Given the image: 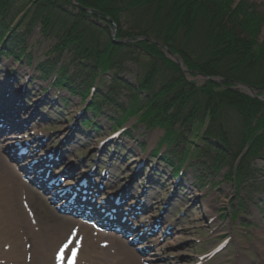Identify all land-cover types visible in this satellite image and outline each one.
<instances>
[{"label": "rangeland", "instance_id": "374dc122", "mask_svg": "<svg viewBox=\"0 0 264 264\" xmlns=\"http://www.w3.org/2000/svg\"><path fill=\"white\" fill-rule=\"evenodd\" d=\"M23 1L25 2V0ZM140 1L150 6L149 11L152 6H158V11H160L166 0ZM15 2L20 7L22 1L15 0ZM114 2L121 3L120 0H114ZM188 2L191 4L190 10L182 11L181 9L184 8L179 9L178 5L176 6L178 10L173 8L178 17H170L173 13L168 15L169 11L166 10L164 12L168 16L166 18L158 21V17L155 18V14H152L147 16L146 21H143L144 26L153 24L152 26L159 27L156 29L159 33L170 25L171 28L167 32L169 40L165 42L167 45L165 43L160 44V41L154 39L152 35L147 36L140 33L139 36H134V39L127 37L128 41L140 45L135 46L136 55L142 53L147 55L148 58L143 59L141 56L142 59L139 60L138 64L129 63L128 71L127 73L125 71L123 76L131 81V84L137 83L136 74L141 70V65H148V62L160 58L161 61H172V59L161 56L158 46L168 48L170 53L175 55L170 49L171 43H169L177 30L173 22L184 24L189 17L192 16L193 18L194 15H200L204 11V20H207V13L210 11L215 13L212 14L213 18L222 17L223 24L220 23L219 26L228 27L229 35L237 36L240 42L250 38L252 41L256 39L259 44L264 46V0H188ZM227 9L232 13L226 11ZM123 14H119V17H115V19L111 15L106 16L113 22L115 26L113 28L118 32L129 24L127 21L124 22L125 15L123 16ZM192 18L188 20L190 26L193 24ZM221 19L218 21H221ZM212 20L209 19V21ZM180 24L178 25L179 28L181 27ZM250 26L254 29H250ZM108 28L110 29V27ZM133 29L132 27L130 30ZM249 29L253 32L251 33ZM95 33H99L98 30L92 29L87 34L95 35ZM118 42L120 41L117 39L116 44H122ZM209 43L208 40L206 43L204 42L203 46L198 45V50L195 53L192 51V57L190 56V58L194 57L200 60L206 58L205 53L208 50L206 45H209ZM53 44V41L44 40L39 30H36L31 48L33 61L27 59L18 62L15 59L0 56V88L3 86L0 90V94H2L0 103L4 106L7 105L9 108L11 106L13 108L15 105H19L18 108H24V111L22 109L16 110L20 114V120L17 122L29 123L23 129L37 126V128L49 134L51 142L46 147L48 152L52 148L62 147L64 156L71 163L78 164V167H76L78 176L81 173H87L92 168H96L97 177L98 174L103 173L102 171L108 172L111 181L109 186L104 189L106 197L111 195L118 197L126 190L131 198L128 201L129 208L132 205L137 206L141 201L146 203L144 216L152 218V215H159L166 211L169 220H173L176 224L175 230L162 243V249L164 250H162V253L164 252L162 258L169 259V263L200 264L199 258L201 255H208L219 245L228 241L226 249L221 254L214 260L204 261L202 264H239L238 262L241 260L246 264H264V201L262 203H259V201L246 203L243 210L238 211L236 219L232 220L231 218V210L233 208L238 210L239 206H242L240 197L237 200L235 199L236 191L240 192L242 188L236 190V185H239L241 176H245L244 168L246 165L249 166L259 156L257 148L259 136L264 131L262 126L264 109H262L261 114L243 118L239 127L242 134L243 131L253 133V130H255V134L253 140H249L244 146L237 148L233 145L237 150H234L231 146L234 144L231 140H227L226 143L224 141L218 143L210 139L214 146L209 141L201 142V134L195 133L194 138L191 137L189 140L190 146L201 148V145H203L205 147L206 155L201 157L205 163L203 164L202 161L201 164L196 162L195 168L186 164L187 169L186 167L183 168L184 175L179 179L174 169L178 159L174 162L166 159L168 155L165 152V147L161 149V153L157 156L155 154L156 150H153L164 134V131L160 129L135 126V120H132L127 124L130 131L129 136L123 135L115 140L116 146L112 145L113 149L100 145L114 131L112 121L114 110L109 105L103 106L102 113L88 110L87 102L83 100L82 91L72 93L66 88L57 89L52 86L51 80L44 79L48 75L40 76L36 71V65L44 59L46 52L54 46ZM145 44L148 45V50L142 47ZM257 50L255 53H257ZM128 53L132 56L131 50ZM240 57L244 59L238 61L239 63L228 61L230 70L236 71L243 68L245 64L241 62L245 59L254 61L253 54L248 57L242 54ZM129 60L130 56L126 58L127 63ZM233 64L234 66H232ZM254 66V64H248L246 69H251ZM193 78L195 79L192 80V83L199 87L196 99L200 98L201 101L209 99V105L211 98L207 99L202 90L200 91L201 88H205L208 82L197 76H193ZM216 78L221 79L217 76ZM110 85L111 82L103 86L101 91L110 92ZM220 87L215 88V90L218 92L227 91L231 99H234V95L237 98L240 97L238 95H243L264 103V85L254 86L246 82L231 80L227 89L225 86ZM7 95L11 99L6 100L5 96ZM14 109H17V107H14ZM31 116L37 117L35 118L36 123L28 121ZM4 117L10 119L9 115ZM87 122L93 123V127H87L85 125ZM249 123L250 125L247 128ZM250 126L254 129H250ZM259 128L263 131H257ZM226 137H228V134ZM46 145L47 143L44 144V146ZM238 149L241 151H238ZM194 160L197 161L198 157H195ZM141 164L143 166L139 169ZM253 164L258 165L260 169H264V159H256ZM0 170V178L4 174L3 177L8 179L11 184L19 187L21 181L17 180L13 172L7 170V168ZM261 179H264V175ZM21 185L23 187V184ZM35 200L38 203V208L33 207L38 217L39 214L44 215L54 222L49 214L51 212L47 211L44 206V203H47L44 198L36 193ZM17 209H22L20 198L13 211L15 212ZM55 218L54 220L57 221V218ZM21 228L23 229V227ZM161 237H164V234L158 233L156 235V238ZM32 245L34 248L33 242ZM31 253H33V250H31Z\"/></svg>", "mask_w": 264, "mask_h": 264}, {"label": "trees", "instance_id": "16d2710c", "mask_svg": "<svg viewBox=\"0 0 264 264\" xmlns=\"http://www.w3.org/2000/svg\"><path fill=\"white\" fill-rule=\"evenodd\" d=\"M26 1L32 2L34 0ZM36 2V8L31 11L32 13H29L30 27L41 23L42 30L46 34L54 31L59 36L64 35L65 45L76 49L78 54L83 57V60H88L89 57H93L100 65H104L109 69L116 67L117 70H122L123 62L129 56L132 61L139 62L140 56L145 55L142 53L136 55L134 51L136 49L135 45L129 46L130 48L113 45L110 40L111 33L109 30L104 32L109 39L104 34L95 33V35H88L87 33L90 31H88L89 29L87 27L81 28L74 22L67 20H73L68 12L72 4L70 0H37ZM78 2L86 8L103 13L105 16L99 15V17L95 16V18L104 20L108 24L109 21L106 19V16L111 15L115 19V17H119V14L124 13V22L127 21L129 24L119 30L118 38L139 36L142 33L147 36L152 35L154 39L156 38L161 43L169 40L167 32L171 26L168 25L164 28V31L159 33L156 30L159 27L152 26L153 24L144 26L143 21H146L147 16L155 14V18L158 17L157 20L159 21L160 19L168 17L164 13L166 10L169 11L168 15L173 13L170 17H178L176 16V12H174V9L178 10L176 8L177 5L179 9L184 8L181 9L182 11L186 9L190 10L189 8L191 7L188 0H166L160 11H158V6H152L149 11L150 6H147L146 3L140 0H120L121 3L114 2V0H78ZM12 7L13 0H0V17L3 19V22L8 18ZM24 10L20 9L19 12H23ZM204 12H201L200 15H194L193 18L192 16L189 17V19L192 18V26L188 22L189 19L185 22L183 21L184 24L182 22L181 24L173 22L177 30L173 34V39L169 42L171 43L170 49L184 59L187 67L191 71H199L208 77L217 76L228 80H238L254 86L264 85V57H262L264 56V46L259 44L256 39L252 41L248 38L244 42H240L237 36L229 35L228 27L224 25L219 26L220 23L223 24L222 17L218 18L217 16V19L213 18L212 14L215 13H211L210 11L207 13V20H204ZM228 12L232 13L231 11ZM79 13L81 14L80 22L84 21V18L88 22V17L90 19V16L82 11H79ZM209 19H213L212 21L214 23L211 24L212 21H209ZM219 19L221 21H218ZM91 24L94 30L102 32V29L93 23ZM179 24L181 26L180 28L178 27ZM3 26L7 28L6 25ZM88 27L92 28L91 26ZM132 27L134 29L130 30ZM250 29H254V27L250 26ZM250 31L251 33L253 32L252 30ZM0 32H4V30L0 29ZM248 34L251 35L250 33ZM252 37L254 38V35ZM208 40L210 43L206 45L208 50L205 53L208 58L206 57L202 60L194 57L190 58L192 51L195 53L198 50V45L203 46L204 42L206 43ZM105 41L108 42L104 43ZM11 42L18 44L20 47L26 43V39L23 35H14L11 37ZM137 46L140 45L138 44ZM142 47L145 50L149 49L147 44ZM257 47L259 48L258 50ZM126 49H128L127 52L131 50L132 56L126 52ZM256 50L257 53H255ZM242 54H245V57L253 54L254 61L245 59L241 62L245 64L243 68L236 71L230 70L229 62L239 63L238 61L244 59L240 57ZM209 63L211 64L209 65ZM248 64H254L255 66L251 69L248 68V70L246 69ZM148 65V72L143 71L141 86L147 91L152 90L155 92L158 101L155 100L153 103L150 102L148 104L147 118L159 116V122H164L168 125L179 123L185 128L184 131H187V133H198L207 125V130L202 135L203 141L210 142L211 139L218 143L220 141L226 143L227 140H231L234 142L231 145L234 150L244 146L249 140H253L255 134L254 128L250 126L253 133L243 131L242 134L239 127L244 117L262 113V109H264L263 102L238 94L236 95L240 97L237 98L234 95V99H231L227 91L218 92L215 88L221 87L209 82L205 88L200 89L207 99L211 98L208 105L209 99L207 101H201L200 98L196 99L199 93V87L188 81L179 68L170 61H150ZM80 67L86 66L85 64H81ZM162 72L164 75L161 74ZM229 85L230 83H224L226 89ZM169 112L172 114L168 117ZM208 122L210 123L209 125ZM249 125L250 123L247 128ZM262 126L264 128V121ZM257 131H263V129L259 128ZM227 134L228 137H226ZM258 140L257 151L260 156L264 154V131ZM210 143L214 145V143ZM233 145L237 146V148H234ZM238 151L241 150L238 149ZM205 153L204 151L203 154ZM250 168L251 164L249 166L246 165L244 172L249 171ZM242 178L241 176L240 179Z\"/></svg>", "mask_w": 264, "mask_h": 264}, {"label": "bare ground", "instance_id": "6f19581e", "mask_svg": "<svg viewBox=\"0 0 264 264\" xmlns=\"http://www.w3.org/2000/svg\"><path fill=\"white\" fill-rule=\"evenodd\" d=\"M36 154V153H35ZM38 155H36L37 157ZM44 157H41L39 160L43 161ZM2 161V160H0ZM5 165L8 167H12L11 169L13 170V167H15L12 164L5 163ZM59 171H56L58 173ZM71 169H67L65 171V174L68 175L71 173ZM69 176V175H68ZM71 184L78 185L79 183L76 182L75 179L71 180ZM93 184H89V190L91 191H96L98 190L97 186L94 187L92 186ZM0 191L2 192V197H1V202L2 205L6 208V213H0V242H6V244L12 245V248L10 252H5L2 251L0 252V257L2 259H7L11 262H14L16 260L17 264H22V255L23 253L20 251V240L18 237V228L21 225H24L25 228L30 231V222L28 223L26 216L23 213H12V205L17 202V195L14 193L16 190L13 189L12 187H8V182L4 179H0ZM124 195L122 198V201H127V196L128 193L126 191H123ZM99 199L97 200L98 204ZM113 204L111 200H107L106 203L104 204ZM140 205V204H139ZM126 206V202L122 203L118 209H122L125 213L128 212L129 216L132 217L134 216V213L136 212L135 209L125 210L124 207ZM128 206V205H127ZM143 207H146L145 205H142ZM117 209V211H119ZM118 213H122V211H119ZM124 215V214H122ZM163 221V219L161 220ZM41 225L43 226V232H39V235H32L33 240L35 241V244L39 247V240H43L46 245L52 244L55 240L56 243L59 240V238L66 232V230L70 226V222L68 220H65L60 227H58L56 231V227L54 224L50 221L48 218H42L41 219ZM29 228V229H28ZM55 230V233L49 234L50 231ZM30 234V233H29ZM39 236V237H37ZM37 237V238H36ZM121 240V238H119ZM260 246V245H259ZM91 253V254H90ZM82 255V256H81ZM80 261H87V264H106L108 262H115L118 261L119 264H135L136 259L133 256V253L128 247H123L121 246L120 249L118 250V255L113 256L109 255L105 252V250H97L96 245L92 243L90 239H85L84 240V252H80L79 256V262ZM239 264H246L243 262V260L238 262ZM37 264H51V257H49L46 261L38 257V263Z\"/></svg>", "mask_w": 264, "mask_h": 264}, {"label": "water", "instance_id": "95a60500", "mask_svg": "<svg viewBox=\"0 0 264 264\" xmlns=\"http://www.w3.org/2000/svg\"><path fill=\"white\" fill-rule=\"evenodd\" d=\"M124 42L127 43V42H130V41L126 40V41H120L118 43H124ZM165 50H166V52L168 54V57L170 59H172V61H174L175 63H177L180 66V68L183 71V73L186 74V75H189L190 72L187 69L184 68L183 61L180 60V58L178 56H176L174 54H171L168 48H165ZM200 79H207V80L212 81V82H215V83H222V80L219 81L218 79L205 77L203 75H200Z\"/></svg>", "mask_w": 264, "mask_h": 264}]
</instances>
